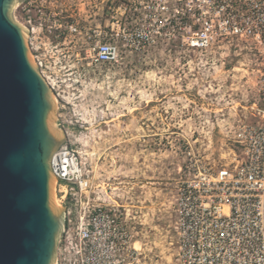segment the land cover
<instances>
[{"label": "rangeland", "instance_id": "obj_1", "mask_svg": "<svg viewBox=\"0 0 264 264\" xmlns=\"http://www.w3.org/2000/svg\"><path fill=\"white\" fill-rule=\"evenodd\" d=\"M28 1L13 18L36 29L28 31L31 55L40 57L52 82L63 144L80 153L93 198L117 202L136 217L144 248L153 249L147 263L173 264L174 206L186 153L191 148L207 161L229 155L241 120L253 118L256 58L225 49L202 62L158 48L92 66L86 30L96 29L101 0ZM68 23L82 34L70 36Z\"/></svg>", "mask_w": 264, "mask_h": 264}, {"label": "built area", "instance_id": "obj_2", "mask_svg": "<svg viewBox=\"0 0 264 264\" xmlns=\"http://www.w3.org/2000/svg\"><path fill=\"white\" fill-rule=\"evenodd\" d=\"M100 10L96 29L86 30L92 66L158 48L202 62L225 49L248 50L256 58L253 118L241 120L229 155L207 161L191 148L186 153L170 245L173 264H264V0H101ZM44 25L39 17L37 29ZM66 30L70 36L83 32L77 23ZM33 59L46 78L40 57ZM52 169L59 179L56 195L66 208L56 264H148L153 249L144 248L136 217L117 202L93 198L77 150L62 144ZM138 242L144 251L135 247Z\"/></svg>", "mask_w": 264, "mask_h": 264}, {"label": "water", "instance_id": "obj_3", "mask_svg": "<svg viewBox=\"0 0 264 264\" xmlns=\"http://www.w3.org/2000/svg\"><path fill=\"white\" fill-rule=\"evenodd\" d=\"M26 1L0 0V264H56L66 208L52 157L66 138L29 32L13 18Z\"/></svg>", "mask_w": 264, "mask_h": 264}, {"label": "bare ground", "instance_id": "obj_4", "mask_svg": "<svg viewBox=\"0 0 264 264\" xmlns=\"http://www.w3.org/2000/svg\"><path fill=\"white\" fill-rule=\"evenodd\" d=\"M19 6V5H18ZM18 6L14 9V11L18 8ZM24 27V26H23ZM32 56V55H31ZM33 58V57H32ZM34 60V59H33ZM47 79V78H46ZM47 82H48V84H49V86L52 88V82H51V80L49 79V81L47 80ZM135 247L141 252V251H144L143 250V247H142V245L138 242V243H136L135 244Z\"/></svg>", "mask_w": 264, "mask_h": 264}]
</instances>
